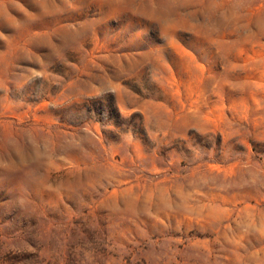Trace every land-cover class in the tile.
<instances>
[{"label": "rangeland", "instance_id": "1", "mask_svg": "<svg viewBox=\"0 0 264 264\" xmlns=\"http://www.w3.org/2000/svg\"><path fill=\"white\" fill-rule=\"evenodd\" d=\"M0 264H264V0H0Z\"/></svg>", "mask_w": 264, "mask_h": 264}]
</instances>
